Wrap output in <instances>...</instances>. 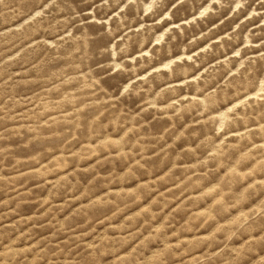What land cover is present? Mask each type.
I'll list each match as a JSON object with an SVG mask.
<instances>
[{
	"label": "rangeland",
	"instance_id": "374dc122",
	"mask_svg": "<svg viewBox=\"0 0 264 264\" xmlns=\"http://www.w3.org/2000/svg\"><path fill=\"white\" fill-rule=\"evenodd\" d=\"M0 264H264V0H0Z\"/></svg>",
	"mask_w": 264,
	"mask_h": 264
}]
</instances>
